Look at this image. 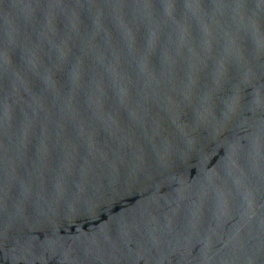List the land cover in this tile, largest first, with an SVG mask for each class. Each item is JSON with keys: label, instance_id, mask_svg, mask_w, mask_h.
<instances>
[{"label": "water", "instance_id": "1", "mask_svg": "<svg viewBox=\"0 0 264 264\" xmlns=\"http://www.w3.org/2000/svg\"><path fill=\"white\" fill-rule=\"evenodd\" d=\"M0 264H264V0H0Z\"/></svg>", "mask_w": 264, "mask_h": 264}]
</instances>
